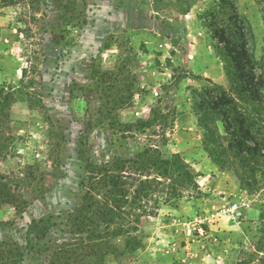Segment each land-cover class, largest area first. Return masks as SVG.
Wrapping results in <instances>:
<instances>
[{
  "label": "rangeland",
  "instance_id": "obj_1",
  "mask_svg": "<svg viewBox=\"0 0 264 264\" xmlns=\"http://www.w3.org/2000/svg\"><path fill=\"white\" fill-rule=\"evenodd\" d=\"M8 1L0 0V88L18 95L0 104V174L12 202L0 199V244L20 246L19 264H50L60 247L85 238L69 214L87 171L113 170L129 192L135 181L156 178L134 164L144 146L179 154L199 194L184 191L170 205L155 194L140 224L146 246L108 255L105 264H264V149L251 177L220 119L213 117L219 135L206 144L193 108L194 90L228 89L207 28L217 0ZM236 6L264 78V0ZM262 100L252 130L258 143L264 87ZM148 120L155 121L142 131ZM90 177L94 197L103 198V181ZM40 219L42 234L31 227Z\"/></svg>",
  "mask_w": 264,
  "mask_h": 264
},
{
  "label": "trees",
  "instance_id": "obj_2",
  "mask_svg": "<svg viewBox=\"0 0 264 264\" xmlns=\"http://www.w3.org/2000/svg\"><path fill=\"white\" fill-rule=\"evenodd\" d=\"M3 1L6 5L12 3ZM76 3V0H69L72 7H76ZM188 13L189 8L181 12L183 16ZM206 17L213 48L223 63L228 89L212 84L211 88L194 90L193 94L199 100L194 101L193 108L199 126L204 130L205 143L210 144L215 135H219L213 117L219 118L228 137V147L241 164V169L247 170L254 177L261 164L260 149H264V140L258 143L252 135L256 115L263 108L264 78L262 74H257V61L250 48L252 29L238 12L236 0H217L206 12ZM3 93L4 90L0 88V100L16 101L17 92L6 93L5 97ZM4 102L1 100L0 104ZM166 118L167 115L163 120ZM154 121L140 122L141 130L150 128ZM1 135L0 130V157L6 153ZM162 143L165 145L164 137ZM135 157L137 169H154L157 177L135 181L136 184L129 192L115 171L104 168L98 173L87 171L85 181L81 182L83 193L79 203L69 214L73 232L81 237L85 235V238L60 247L50 264H105L108 255L134 254L146 246L147 235L140 224L143 217L151 216L152 212H146L145 206L151 197L156 194L164 204L170 205L184 191L193 190L199 194L196 175L179 154H164L157 148L144 146ZM97 174L104 183L102 188L107 189L103 198H95L91 189L94 186H90V175ZM5 180L6 176L0 174V199L12 205L11 200H8L11 196L7 192ZM43 222V219L33 221L31 227H40L42 234L47 231ZM22 258L21 248L16 243L0 244V264H19Z\"/></svg>",
  "mask_w": 264,
  "mask_h": 264
},
{
  "label": "crops",
  "instance_id": "obj_3",
  "mask_svg": "<svg viewBox=\"0 0 264 264\" xmlns=\"http://www.w3.org/2000/svg\"><path fill=\"white\" fill-rule=\"evenodd\" d=\"M189 14V13H188ZM188 14L186 16H188ZM186 16H183V17H186Z\"/></svg>",
  "mask_w": 264,
  "mask_h": 264
}]
</instances>
